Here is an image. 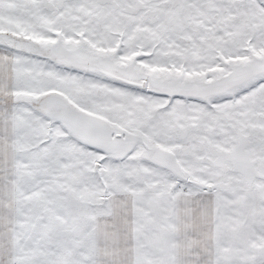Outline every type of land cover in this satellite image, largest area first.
Wrapping results in <instances>:
<instances>
[{"label":"snow or ice","instance_id":"obj_1","mask_svg":"<svg viewBox=\"0 0 264 264\" xmlns=\"http://www.w3.org/2000/svg\"><path fill=\"white\" fill-rule=\"evenodd\" d=\"M0 264H264V0H0Z\"/></svg>","mask_w":264,"mask_h":264}]
</instances>
